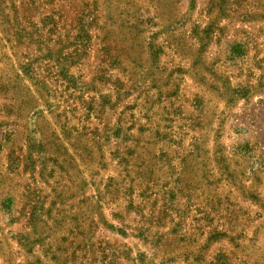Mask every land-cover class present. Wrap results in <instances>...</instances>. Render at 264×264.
<instances>
[{
	"label": "rangeland",
	"instance_id": "rangeland-1",
	"mask_svg": "<svg viewBox=\"0 0 264 264\" xmlns=\"http://www.w3.org/2000/svg\"><path fill=\"white\" fill-rule=\"evenodd\" d=\"M0 264H264V0H0Z\"/></svg>",
	"mask_w": 264,
	"mask_h": 264
}]
</instances>
